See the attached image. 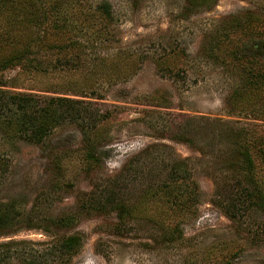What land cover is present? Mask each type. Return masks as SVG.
Here are the masks:
<instances>
[{
	"label": "rangeland",
	"instance_id": "obj_1",
	"mask_svg": "<svg viewBox=\"0 0 264 264\" xmlns=\"http://www.w3.org/2000/svg\"><path fill=\"white\" fill-rule=\"evenodd\" d=\"M103 1L111 7L113 38L102 50L112 55L94 71L99 98L76 92L93 77L87 64L4 73L11 90L83 99L99 110L102 157L94 168L86 166L81 132L70 123L57 127L43 145L20 142L18 151L6 154L0 200H16L40 226L21 225L0 235V242L26 240L33 249H45L54 237L76 233L82 246L72 264H217L228 253L233 264H264V207L257 206L258 189L238 168L242 162L235 153L240 128L264 133V90L254 89L245 72L264 71V59L236 63L221 27L230 15L249 11L264 17V0H196L194 7L186 0H62L61 8L89 34L96 27L90 16ZM77 29L70 36L87 41L88 57H96L99 45ZM240 41L239 36L231 43ZM217 43L220 48L210 52ZM235 89L241 95L231 100ZM182 132L187 140L177 138ZM174 162L184 163L199 185L189 212L173 215L150 202L119 222L103 204L118 193L136 200ZM257 172L264 194L263 173ZM64 215L73 217L69 226L46 230L44 217ZM175 223L182 237L165 240Z\"/></svg>",
	"mask_w": 264,
	"mask_h": 264
},
{
	"label": "trees",
	"instance_id": "obj_2",
	"mask_svg": "<svg viewBox=\"0 0 264 264\" xmlns=\"http://www.w3.org/2000/svg\"><path fill=\"white\" fill-rule=\"evenodd\" d=\"M186 1L191 7L199 4L196 0ZM201 1V4H207L210 0ZM61 2L62 0H0V174L6 168V154L18 151L20 142L43 145L52 132L65 123L77 126L81 132L82 160L86 166L94 168L100 163L102 154L97 149L100 143L96 132L102 120L99 110L88 106L89 103L83 99L14 91L6 87L8 85L4 80V73L13 69H18V73H38L45 72L49 66L55 69H76L78 65L87 64V69L93 70V77L86 86L76 92L82 96L99 98L97 88L100 85V77H96L94 71L112 55L102 51L113 38L109 23L112 20L110 4L103 1L96 5L94 13L90 16L96 19V27L88 34V29L75 27L69 21L62 11ZM85 15L83 18L86 20ZM221 27L225 29L224 35L228 40L223 45L236 63L248 59L247 57L264 59L262 15L249 11L230 15L222 20ZM75 29L76 32H86L87 37H92L99 45L100 51L96 57H88L87 41H77L70 36ZM51 36H54L55 40L47 41ZM239 36L240 43H231L233 39H239ZM215 46L220 48L218 43L210 45V52ZM101 52L103 54H100ZM49 56L52 61L47 60ZM245 72L249 75L254 89L264 90V71ZM40 90L51 91L49 88ZM240 95L235 89L231 100ZM253 134L254 131L246 128H240L236 132L235 153L242 162L238 168L248 173L247 181L258 189L254 197L257 206L264 207V194L259 191L254 177L258 173L257 169L262 171L264 177V133L259 132L258 136ZM177 136L181 140H187L183 132ZM118 194H115L117 197L105 198L103 204L108 210L116 213L117 221L123 222L132 216L138 207L150 202L163 205L173 215L189 212L198 200L199 185L190 177L184 163L174 162L169 172L155 184L144 187L136 200L130 201L126 196ZM104 205L101 207L105 208ZM44 219L46 230L61 229L73 222L71 215L47 216ZM36 220L31 214H23V209L16 200H0V235L20 228L21 225L36 228L40 226ZM181 237L178 223L166 230L165 240L174 241ZM31 244L33 242L26 240L1 241L0 264H72V257L81 249L82 238L76 233L59 235L54 237L52 245L45 249H33ZM233 258L234 255L228 253L224 259L216 262L233 264Z\"/></svg>",
	"mask_w": 264,
	"mask_h": 264
}]
</instances>
